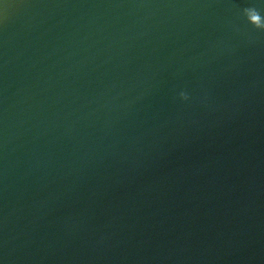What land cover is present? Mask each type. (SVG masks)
<instances>
[{
  "label": "water",
  "instance_id": "1",
  "mask_svg": "<svg viewBox=\"0 0 264 264\" xmlns=\"http://www.w3.org/2000/svg\"><path fill=\"white\" fill-rule=\"evenodd\" d=\"M246 8L0 0V264H264Z\"/></svg>",
  "mask_w": 264,
  "mask_h": 264
},
{
  "label": "clouds",
  "instance_id": "2",
  "mask_svg": "<svg viewBox=\"0 0 264 264\" xmlns=\"http://www.w3.org/2000/svg\"><path fill=\"white\" fill-rule=\"evenodd\" d=\"M244 16L248 24H250L255 29L264 31V17L255 8L244 9ZM182 99H187V97L181 93Z\"/></svg>",
  "mask_w": 264,
  "mask_h": 264
}]
</instances>
